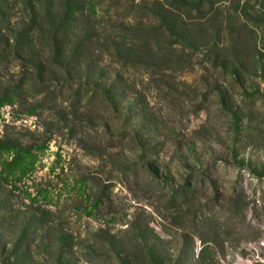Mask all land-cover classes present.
<instances>
[{
  "label": "rangeland",
  "instance_id": "1",
  "mask_svg": "<svg viewBox=\"0 0 264 264\" xmlns=\"http://www.w3.org/2000/svg\"><path fill=\"white\" fill-rule=\"evenodd\" d=\"M262 238L264 0H0V264H264Z\"/></svg>",
  "mask_w": 264,
  "mask_h": 264
},
{
  "label": "trees",
  "instance_id": "2",
  "mask_svg": "<svg viewBox=\"0 0 264 264\" xmlns=\"http://www.w3.org/2000/svg\"><path fill=\"white\" fill-rule=\"evenodd\" d=\"M203 2L200 1L198 2L197 6H195L194 8H197L198 6L202 5ZM32 10H34V5L32 6ZM207 252H208V249L207 247L203 246L201 249H200V252L198 253V260L201 262V263H204V264H213L212 262V259H210L208 256H207Z\"/></svg>",
  "mask_w": 264,
  "mask_h": 264
},
{
  "label": "built area",
  "instance_id": "3",
  "mask_svg": "<svg viewBox=\"0 0 264 264\" xmlns=\"http://www.w3.org/2000/svg\"><path fill=\"white\" fill-rule=\"evenodd\" d=\"M259 247L264 248V238L259 241Z\"/></svg>",
  "mask_w": 264,
  "mask_h": 264
}]
</instances>
